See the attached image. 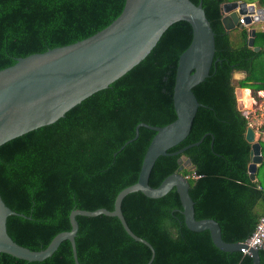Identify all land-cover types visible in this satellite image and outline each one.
<instances>
[{"label":"trees","instance_id":"16d2710c","mask_svg":"<svg viewBox=\"0 0 264 264\" xmlns=\"http://www.w3.org/2000/svg\"><path fill=\"white\" fill-rule=\"evenodd\" d=\"M125 0H0V70L18 58L73 44L104 29L121 13ZM201 3L214 34L209 75L192 92L199 104L186 138L158 157L149 178L157 187L175 172L182 158L199 178H188L195 220H214L226 243H242L264 215V166L249 177V124L264 132V120L245 116L238 91L264 94V30L255 32L256 52L248 46L247 28L225 31L223 4L239 0H190ZM264 3V0H260ZM186 22L170 25L148 55L131 70L75 105L54 123L0 146V197L10 210L6 232L13 242L40 251L59 233L69 231L72 210L111 211L116 195L137 181L154 132L139 123L162 127L175 119L172 94L177 61L191 41ZM235 73H244L234 80ZM242 100L249 94L242 90ZM130 141V142H128ZM128 142V143H127ZM125 143H127L125 145ZM264 144L259 141L262 157ZM183 176L189 174L183 169ZM257 186H260L258 189ZM175 189L158 199L140 192L121 203L124 220L154 250L151 264H252L240 252H222L208 231L187 229ZM78 264H147L149 249L131 239L115 217L77 216ZM264 264V252L259 251ZM0 264H74L68 241L41 262L0 253Z\"/></svg>","mask_w":264,"mask_h":264},{"label":"water","instance_id":"95a60500","mask_svg":"<svg viewBox=\"0 0 264 264\" xmlns=\"http://www.w3.org/2000/svg\"><path fill=\"white\" fill-rule=\"evenodd\" d=\"M221 12V24L225 31L242 27L239 19L243 20V25L264 22V9L244 1L223 4ZM260 14L262 16L258 17ZM177 22L188 23L192 35L188 47L177 61L172 94L175 119L162 127L144 123L135 127L133 140L137 138L140 127L155 133L144 153L137 181L116 195L111 211L103 208L94 211L72 210L68 217L70 230L57 234L40 251L22 247L8 236L7 217L25 216L10 210L0 197V253L27 262H41L49 258L62 241H68L74 264H78L74 241L78 230L76 217L104 215L115 217L131 239L149 249L151 256L147 264H151L154 250L128 228L121 212V203L131 193L140 192L149 199H158L173 188L179 197L181 214L188 230L208 231L212 244L222 252H240L244 248L241 243L224 242L214 220H195L193 202L188 194L189 184L181 174L183 169H193L189 160L182 158L175 172L164 178L157 187L148 184L151 169L158 157L180 154L203 138L179 151L167 153L188 135L196 111L202 106L192 89L208 77L213 61L214 34L201 3L195 5L190 0H125L120 15L94 35L73 44L18 58L13 65L0 70V146L54 123L84 99L106 89L143 60L164 31ZM254 34L255 31L251 29L247 41L249 47H253ZM253 50L257 52L258 48ZM244 138L251 144L248 172L253 180L256 164L261 160L260 145L254 142V132L249 126ZM249 257L252 264H260L259 251L250 250Z\"/></svg>","mask_w":264,"mask_h":264},{"label":"built area","instance_id":"2783aa9c","mask_svg":"<svg viewBox=\"0 0 264 264\" xmlns=\"http://www.w3.org/2000/svg\"><path fill=\"white\" fill-rule=\"evenodd\" d=\"M264 14V13H263ZM262 14H260L258 17H261ZM239 24L243 25V20L239 19ZM257 97H251V104L249 108H244L243 105H240V109L244 112L245 116L250 115H258L259 123H262V120H264V94L263 93H257ZM249 127L252 128L251 124H249ZM253 129V128H252ZM254 132V142L259 143V141L262 140L264 143V132L259 131L258 129H253ZM259 156L261 157L260 163L264 166V158L262 157L261 149L259 151ZM259 164H256V168ZM186 179L188 178H199V175H196L193 170H189V174L184 176ZM258 189L260 186H257ZM241 244L244 245V248L240 250V253L243 255L250 256V250H257V251H263L264 252V215L259 219L253 233L251 236H249L244 242Z\"/></svg>","mask_w":264,"mask_h":264},{"label":"crops","instance_id":"0c3cea01","mask_svg":"<svg viewBox=\"0 0 264 264\" xmlns=\"http://www.w3.org/2000/svg\"><path fill=\"white\" fill-rule=\"evenodd\" d=\"M239 1H244V2H246V3H248V4H254V6L256 7V8H258V9H264V3H262L260 0H239ZM242 27H244V28H247V30H248V32L251 30V29H253L255 32H257V31H263L264 30V22H253V23H251V25H242ZM254 36H255V34H254ZM251 48H258V50L260 49L259 47H257V46H254V38H253V47H251ZM257 50V51H258ZM256 68L257 69H264V56L263 57H261L257 62H256ZM235 76H238V79H234V80H239V79H243L244 78V76H245V74L244 73H235L234 74V77ZM236 78V77H235ZM242 90H248V92H249V98H251L253 95H252V93H251V91L249 90V89H240L239 91H238V93H240V96L238 95V97H237V99L240 101L239 102V104H241V105H243L242 103H241V98H242ZM259 93H263L262 91L261 92H259ZM254 97V96H253ZM251 100V99H250ZM250 104H251V102H250ZM244 106V105H243ZM250 106V105H249Z\"/></svg>","mask_w":264,"mask_h":264},{"label":"bare ground","instance_id":"6f19581e","mask_svg":"<svg viewBox=\"0 0 264 264\" xmlns=\"http://www.w3.org/2000/svg\"><path fill=\"white\" fill-rule=\"evenodd\" d=\"M250 102H251V100H250L249 96L247 97V99L242 100V104L244 105V107H248Z\"/></svg>","mask_w":264,"mask_h":264},{"label":"rangeland","instance_id":"374dc122","mask_svg":"<svg viewBox=\"0 0 264 264\" xmlns=\"http://www.w3.org/2000/svg\"><path fill=\"white\" fill-rule=\"evenodd\" d=\"M236 77V78H235ZM234 77V75H233V78L234 79H238V76H235ZM238 95L240 96V93H238ZM249 96V94L248 95H246V97L244 98V99H247V97ZM241 104H239V106H240ZM250 105V104H249ZM250 106H248V107H244V108H249ZM241 108V107H240ZM262 146L264 147V144H262Z\"/></svg>","mask_w":264,"mask_h":264}]
</instances>
